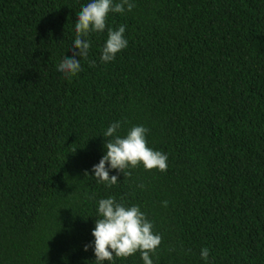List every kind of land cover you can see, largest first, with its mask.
Segmentation results:
<instances>
[{"label": "trees", "instance_id": "trees-1", "mask_svg": "<svg viewBox=\"0 0 264 264\" xmlns=\"http://www.w3.org/2000/svg\"><path fill=\"white\" fill-rule=\"evenodd\" d=\"M90 2L0 0V264H95L108 197L139 206L161 236L153 264H264V0H129L66 76ZM121 25L127 47L104 63ZM116 122L121 137L148 129L166 171L95 178Z\"/></svg>", "mask_w": 264, "mask_h": 264}, {"label": "clouds", "instance_id": "clouds-1", "mask_svg": "<svg viewBox=\"0 0 264 264\" xmlns=\"http://www.w3.org/2000/svg\"><path fill=\"white\" fill-rule=\"evenodd\" d=\"M135 7L129 0H91L81 8L78 21L75 23L76 38L73 47L78 52H73L71 59L63 57L57 70L66 76H72L81 71L80 61L75 59L77 55L82 59L87 58L91 43L85 39L91 32H103L106 28V19L109 12L123 13L125 9L131 11ZM126 26L121 25L118 30L108 29L107 40L101 52V61L104 63L115 59L117 53L127 47L124 38ZM94 63V62H93ZM120 123L111 124L104 136L113 139L106 141L104 147L106 154L99 163L93 166L94 177L101 182H107L108 186L118 182V177H110L109 170H123L142 164L146 170L157 169L161 172L167 169V155L161 151H155L147 146L146 133L148 129L143 126H133L126 136L117 135ZM107 165V167H106ZM130 175V173H128ZM88 176V173H85ZM143 188V185H140ZM167 206V201L163 202ZM98 214L95 227L92 231L94 237L95 264H103L105 261H113L114 257L127 258L138 251L141 254L143 264H153L150 253L161 243V236L154 234L153 225L149 222L139 206L126 207L123 202H117L114 197L100 199L98 201ZM89 246H85L87 251ZM190 251V250H189ZM201 259L207 261L209 249H201Z\"/></svg>", "mask_w": 264, "mask_h": 264}]
</instances>
